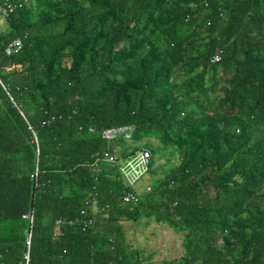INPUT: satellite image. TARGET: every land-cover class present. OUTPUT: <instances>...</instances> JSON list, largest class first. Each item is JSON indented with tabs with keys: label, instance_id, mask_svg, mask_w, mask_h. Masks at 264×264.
Segmentation results:
<instances>
[{
	"label": "trees",
	"instance_id": "16d2710c",
	"mask_svg": "<svg viewBox=\"0 0 264 264\" xmlns=\"http://www.w3.org/2000/svg\"><path fill=\"white\" fill-rule=\"evenodd\" d=\"M120 124L147 172L177 156L134 201L102 159L99 131ZM84 199L91 226L53 230ZM139 217L182 233L161 264H264V0H21L6 20L0 264H152L120 222Z\"/></svg>",
	"mask_w": 264,
	"mask_h": 264
},
{
	"label": "built area",
	"instance_id": "2783aa9c",
	"mask_svg": "<svg viewBox=\"0 0 264 264\" xmlns=\"http://www.w3.org/2000/svg\"><path fill=\"white\" fill-rule=\"evenodd\" d=\"M21 0H0V18L5 21L13 13L16 6ZM1 34V33H0ZM21 47V41L19 38H14L2 47V52L5 55H11L19 50ZM220 49H217L211 56L210 61H216L220 57ZM133 132V125L131 124H120L116 126H108V128L101 129L99 136L102 140L106 141L107 144L111 143V146L102 153V159L106 162L113 163L116 166L118 177L122 180L124 185L128 187L120 196V200L134 201L137 198L136 193L132 190V186L137 182L140 177L147 171L150 163V150L148 147L132 143L130 147H126L125 152L122 151V147L117 144V141L123 140L124 143L131 141L130 137ZM115 146V150L113 147ZM37 174L36 166L30 176L35 179ZM95 199H84L82 201V207L79 213L83 218L79 219H60L56 218L53 221V230H57L58 226L62 223H76L81 231H85L92 224V219L89 217L93 212L97 211ZM22 218L28 219V228L31 225L32 212L21 215ZM29 243V232L25 239L26 247ZM23 260L26 264L28 261L27 252L25 251L22 255Z\"/></svg>",
	"mask_w": 264,
	"mask_h": 264
},
{
	"label": "rangeland",
	"instance_id": "374dc122",
	"mask_svg": "<svg viewBox=\"0 0 264 264\" xmlns=\"http://www.w3.org/2000/svg\"><path fill=\"white\" fill-rule=\"evenodd\" d=\"M6 28V21L0 18V33ZM144 138L138 140L140 144ZM152 144L156 143L154 137L148 139ZM133 142L129 141L124 143L132 145ZM115 150V146L113 147ZM177 163V156L175 152L169 154L164 152L161 157H153L151 172H145L140 179L132 186V190L137 193L154 183V179L162 178L167 169ZM124 235L129 243L141 249L143 254L152 264H161L163 260H170L180 258L182 254L181 232H173L166 227L165 224L154 221L152 217L144 218L139 217L137 220L121 219L120 220Z\"/></svg>",
	"mask_w": 264,
	"mask_h": 264
}]
</instances>
